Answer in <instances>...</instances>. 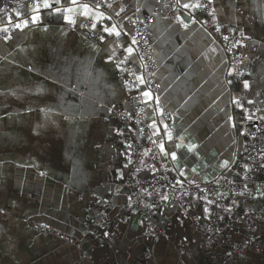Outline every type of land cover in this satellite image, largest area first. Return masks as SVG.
<instances>
[{"label":"crops","instance_id":"crops-1","mask_svg":"<svg viewBox=\"0 0 264 264\" xmlns=\"http://www.w3.org/2000/svg\"><path fill=\"white\" fill-rule=\"evenodd\" d=\"M102 1L46 0V8L41 0L1 20L9 29L0 38V264H213L190 220L206 219L204 198L180 208L162 196L152 223L121 208L128 185L153 173L148 157L129 147L136 134H121L109 118L127 93L117 63L125 55L137 65L131 17L152 16L161 107L146 90L142 98L166 173L193 183L236 178L246 138L241 113L264 116V0H211L215 22L247 37L235 48L240 81L191 12L195 0ZM23 20L27 27L16 28ZM160 111L171 115L170 125ZM261 201L243 200L241 208L259 212ZM233 208L225 221L239 240L245 225ZM258 234L264 240V227ZM239 264H264V255L247 253Z\"/></svg>","mask_w":264,"mask_h":264},{"label":"built area","instance_id":"built-area-1","mask_svg":"<svg viewBox=\"0 0 264 264\" xmlns=\"http://www.w3.org/2000/svg\"><path fill=\"white\" fill-rule=\"evenodd\" d=\"M41 0H0V20H10L16 10L31 9ZM113 0H104L102 5ZM194 5H200L195 7ZM176 5L175 8H179ZM211 0H195L190 10L202 18L203 27L213 36L227 57L228 65L236 81L243 75L241 59L235 53V48L247 41V37L238 31L225 29L215 22L212 12ZM170 13L167 12V15ZM134 30L131 35V47L137 58V65L130 62L128 57L122 55L117 67L124 73L127 93L122 106L111 107L109 118L113 127L121 134H136L127 137L131 151L150 160L152 177L137 179L128 185L132 190L129 201L121 208L124 212L137 215L146 223H152L155 204L162 196H168L171 204L184 208L189 198H204L207 204V217L203 222L196 215L191 216L199 245L203 254L213 264H239L240 259L247 253L264 255V240L258 234V227H264V116L254 121L242 112L240 131L245 135L244 145L235 155L236 178L220 177L202 183L186 182L177 176L166 173V162L159 153L160 138L152 132L147 119L143 102V92L146 90L152 96L153 104L160 108L157 97L158 85L153 74L157 67V60L153 52V42L150 25L152 16H132ZM92 21L89 20L88 23ZM9 26L0 22V38L7 32L3 29ZM227 37V39H225ZM135 41V42H133ZM264 107V93L260 97ZM165 124L170 125L171 115L160 111ZM261 198V209L254 212L241 208L243 200L253 201ZM229 206L234 207L233 213L244 223L245 230L239 240H235L227 231L225 216ZM54 236L56 231L44 228ZM160 232V231H158ZM68 242H76L74 237L62 235ZM96 244H103L97 239ZM94 247L93 244L90 245Z\"/></svg>","mask_w":264,"mask_h":264},{"label":"snow or ice","instance_id":"snow-or-ice-1","mask_svg":"<svg viewBox=\"0 0 264 264\" xmlns=\"http://www.w3.org/2000/svg\"><path fill=\"white\" fill-rule=\"evenodd\" d=\"M71 2H72V4H75V3H76V0H71ZM50 6H51V5H49V4L46 2V0H45L44 7L47 8V7H50ZM194 6H195V7H200V5H194ZM185 7H188V5H185ZM83 8H84V14H87L88 6H87V5H84ZM71 10H72L71 8L68 9V11H71ZM36 19H37L36 17H33V18H32V22L35 23V22H36ZM28 23H29L28 20H23L22 22L17 23V24L15 25V27H16V28H21L22 26H23V27H27ZM184 26L187 27V25H184ZM3 31L7 32V29L5 28V29H3ZM105 31H107V32H112V31H115V29H114V27H113V28H111V29H105ZM116 34L119 35V33H116ZM7 38H8V37L6 36L5 39H7ZM225 39H227V37H225ZM133 42H135V41H133ZM127 51L130 52L131 49H127ZM245 87H247V83H245ZM144 95H145V96H148L149 93L145 92ZM169 138H171V136H169ZM161 148H162V150H163V145H161ZM172 157H173V159H175L176 154H175V153H172Z\"/></svg>","mask_w":264,"mask_h":264},{"label":"trees","instance_id":"trees-1","mask_svg":"<svg viewBox=\"0 0 264 264\" xmlns=\"http://www.w3.org/2000/svg\"><path fill=\"white\" fill-rule=\"evenodd\" d=\"M2 19H6V18H1V20H2ZM1 20H0V22H1ZM6 22H7V21H6ZM6 22H5V24H6ZM1 23H2V22H1Z\"/></svg>","mask_w":264,"mask_h":264}]
</instances>
